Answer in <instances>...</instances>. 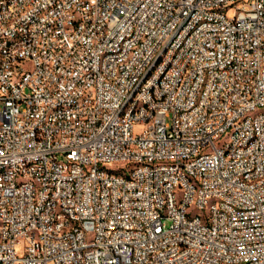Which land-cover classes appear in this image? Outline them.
Masks as SVG:
<instances>
[{"label":"built area","instance_id":"1","mask_svg":"<svg viewBox=\"0 0 264 264\" xmlns=\"http://www.w3.org/2000/svg\"><path fill=\"white\" fill-rule=\"evenodd\" d=\"M0 264H264V0H0Z\"/></svg>","mask_w":264,"mask_h":264},{"label":"rangeland","instance_id":"2","mask_svg":"<svg viewBox=\"0 0 264 264\" xmlns=\"http://www.w3.org/2000/svg\"><path fill=\"white\" fill-rule=\"evenodd\" d=\"M171 120V118H168V121H170Z\"/></svg>","mask_w":264,"mask_h":264}]
</instances>
